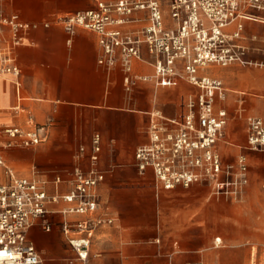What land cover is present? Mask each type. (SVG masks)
<instances>
[{
	"label": "crops",
	"instance_id": "crops-1",
	"mask_svg": "<svg viewBox=\"0 0 264 264\" xmlns=\"http://www.w3.org/2000/svg\"><path fill=\"white\" fill-rule=\"evenodd\" d=\"M104 1L114 4L117 0ZM97 2L0 0L4 14L16 13L21 20L38 24L24 30L22 41L15 46L10 43L7 28L2 35L19 75H0V129H30L36 125L42 127L44 137L34 146L6 147L11 138L0 132V155L12 173L43 180L48 196L65 194L72 188L73 168H90L93 133L98 132L101 138L96 167L104 172V179L94 189L96 211L88 215L63 213L71 203L48 201L44 218L27 229V239L40 256L39 264H214L211 250L215 230L205 225V209L214 208V204L207 203L206 184L165 188L156 182L150 167L140 173L134 158L136 148L149 141L150 112L159 110L167 118L181 120L187 97L197 96L200 89L178 79L174 86L157 88L138 81L127 92L120 65L109 68L99 62L98 33L77 28L69 34L55 20L57 16L96 9ZM169 2L160 0L161 11L165 25L173 27ZM129 3L127 13L110 11L113 21L106 29L141 38L149 22V9L132 8L133 0ZM252 12L257 17L242 20L239 41L249 48L251 60L264 63V11ZM140 53L143 60H133L132 73L149 75L152 67L146 62L150 55L145 44H140ZM198 74L223 83L226 97L217 99L215 108H224L228 120L226 141L218 143V151L225 162H235L241 153L246 156L249 185L253 175L249 160L264 158V151L245 148L246 118L259 116L264 122V65L208 64ZM237 121H243V134L236 129ZM235 148L239 153L225 158L223 153ZM95 216L109 217L112 222L91 231L88 257L81 261L61 226L65 220ZM44 223L49 230L44 229ZM215 240L217 245L221 241L220 237ZM243 249L247 257L242 264H251L249 248L245 245Z\"/></svg>",
	"mask_w": 264,
	"mask_h": 264
},
{
	"label": "built area",
	"instance_id": "built-area-1",
	"mask_svg": "<svg viewBox=\"0 0 264 264\" xmlns=\"http://www.w3.org/2000/svg\"><path fill=\"white\" fill-rule=\"evenodd\" d=\"M131 0H117L114 4L98 0L96 9L77 11L57 16L69 34L77 28L98 33L101 48L100 63L111 68L119 64L123 71L125 90L129 92L138 81L150 82L154 87L176 85L185 79L199 87L197 96L186 99L181 120L167 118L161 111L150 112L147 129L149 141L136 148L135 165L140 173L147 167L155 180L165 188L206 184L213 197L239 200L248 184V163L241 153L235 162L223 161L218 143L225 142L228 120L224 108H215L217 99L226 97L223 83L218 78L199 76L201 67L208 64L227 66L264 65L248 57L249 48L240 43L242 20L257 16L252 10L264 11V0H170L173 27L164 23L160 0H133L132 8L149 9L148 25L142 37L121 36L119 31L106 29L113 20L110 11H130ZM38 24L21 20L16 13L4 14L0 8V75H19V68L3 43V30L8 29L12 46L22 41V32ZM44 27L48 24L44 23ZM233 27L232 30L229 28ZM140 44H145L152 67L149 75H134L133 60H143ZM245 148L264 151V122L259 116H248ZM42 127L23 129L7 126L0 132L11 141L6 147H29L44 140ZM100 134L91 137L90 168H73L72 188L65 194L48 196L44 181L17 176L0 155V264H39L41 259L35 246L27 239L26 231L36 220L44 218L48 201L59 199L72 204L63 213L93 214L98 206L94 189L104 179V172L96 167L100 152ZM83 151V148H80ZM59 177L55 182H59ZM109 217L95 216L82 220H65L61 226L76 257L85 261L90 248L91 231ZM44 229L49 225L44 223ZM78 232L79 235H71Z\"/></svg>",
	"mask_w": 264,
	"mask_h": 264
},
{
	"label": "rangeland",
	"instance_id": "rangeland-1",
	"mask_svg": "<svg viewBox=\"0 0 264 264\" xmlns=\"http://www.w3.org/2000/svg\"><path fill=\"white\" fill-rule=\"evenodd\" d=\"M236 123V129L243 134V121ZM238 153L235 148L223 154L225 158L231 159ZM249 166L253 175L239 200L216 199L205 185L207 203L214 204V208L207 206L205 209L208 211L205 225L215 230L212 243L214 249L211 250L214 264H242L244 256L247 257L243 249L245 245L251 252V264H264V158L249 160ZM216 237L221 239L218 245Z\"/></svg>",
	"mask_w": 264,
	"mask_h": 264
}]
</instances>
